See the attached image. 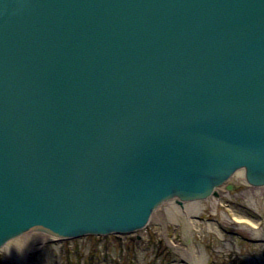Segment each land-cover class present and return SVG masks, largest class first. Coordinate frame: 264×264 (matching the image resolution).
I'll use <instances>...</instances> for the list:
<instances>
[{"label":"water","instance_id":"obj_1","mask_svg":"<svg viewBox=\"0 0 264 264\" xmlns=\"http://www.w3.org/2000/svg\"><path fill=\"white\" fill-rule=\"evenodd\" d=\"M240 169L264 186V0H0V248L131 234Z\"/></svg>","mask_w":264,"mask_h":264},{"label":"rangeland","instance_id":"obj_2","mask_svg":"<svg viewBox=\"0 0 264 264\" xmlns=\"http://www.w3.org/2000/svg\"><path fill=\"white\" fill-rule=\"evenodd\" d=\"M217 193L185 203L182 210L174 202L164 204L155 213L162 217L161 224L153 219L140 234L45 241L35 245L29 254L30 261L33 264H188L168 244L170 238L187 251L199 252L198 264H264V186L242 183L231 191L220 188ZM233 212L258 221L260 233L254 235L244 222H236ZM7 244L0 248V264H18Z\"/></svg>","mask_w":264,"mask_h":264},{"label":"bare ground","instance_id":"obj_3","mask_svg":"<svg viewBox=\"0 0 264 264\" xmlns=\"http://www.w3.org/2000/svg\"><path fill=\"white\" fill-rule=\"evenodd\" d=\"M245 182L244 177V170L240 169L239 171L235 172L234 175H232L225 184L221 185L220 187H217L215 191L217 192L220 188H225L227 184L232 186L233 190L235 188V185H240ZM227 190V189H226ZM230 190V191H231ZM201 200V199H199ZM197 201V200H196ZM173 201H170V203ZM191 202V201H190ZM168 203V202H167ZM186 203H189L186 201ZM172 204V203H171ZM180 210L181 207L179 208ZM155 216V217H154ZM154 218H151L150 221L147 223V226L151 221H156L159 224L162 222V217L159 213L153 215ZM233 219L236 222H244L246 224V227L254 234L257 235L260 229V226L258 225V221L253 220L252 218L248 217H242L236 214V212H233ZM146 228V227H145ZM37 232H29V235H25L28 233L23 234L24 236L17 239L13 242H8L7 244V250L11 252V254L14 256V258L17 260L18 264H33V262L30 261L29 254L34 250L35 245L44 243L45 241L52 240L50 236L47 234L37 233L38 235H31L36 234ZM162 235L165 236L164 233ZM22 236V235H21ZM166 237V236H165ZM12 241V240H11ZM64 241V240H63ZM168 244H170L171 247H173L176 252H178L183 260H185L188 264H198L200 262L199 258V252L183 249L182 247L176 245L174 242H172V239H167ZM39 248V245L36 246V249Z\"/></svg>","mask_w":264,"mask_h":264}]
</instances>
